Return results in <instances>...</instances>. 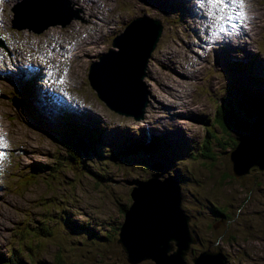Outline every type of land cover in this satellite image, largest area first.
<instances>
[{"label":"rangeland","instance_id":"obj_1","mask_svg":"<svg viewBox=\"0 0 264 264\" xmlns=\"http://www.w3.org/2000/svg\"><path fill=\"white\" fill-rule=\"evenodd\" d=\"M20 1L5 0L0 12V17L6 14L0 21V40L7 47H0V137L7 141L9 151L7 159H0L5 170L0 180V264H123V251L116 242L123 208L132 203V189L153 175L179 185L181 208L199 239L196 251L221 250L227 264H264V171L235 176L229 160L236 144L232 141L249 130L224 133L214 127L212 137L206 138L205 129L231 82L264 90V0H244L247 11L242 23L230 27L223 38L220 34L217 45L211 48L202 47L203 40L208 39L202 32L212 35L219 22L234 14L212 13L209 9L218 5L213 0H208V14L194 5L200 0L186 4L181 3L185 0H149L146 4L145 0L81 1L94 27L74 22L70 32L69 24L52 27L54 34L47 31L46 40L61 39L69 44L66 50L54 52L51 62L25 48L41 40L31 33L41 34L47 28L35 33L12 27V8ZM67 1L81 17L79 3ZM140 17L157 18L162 30L155 46L147 45L148 58L142 59L143 88L149 93L135 101L147 99L148 106L146 113L136 118L139 104L121 113L110 109L91 88L87 75L91 62L110 49L118 50L112 40L131 20ZM177 19H181L178 25L174 23ZM97 21L101 24L96 26ZM145 30L149 37L151 30ZM22 32L31 39L25 40L23 34L16 44L14 39ZM233 35L236 42L224 46ZM19 49L22 57L18 61L14 50ZM26 64L34 68L26 70ZM125 67L131 71L128 63ZM48 69L56 77L68 74L70 78L64 84L73 100L64 104L70 116L39 110L36 102L30 104L33 85L38 91L45 90ZM128 76L133 77L125 73L120 78L126 81ZM17 98L23 101L22 106ZM92 114L99 118L90 119ZM67 119L99 131L97 153L105 159L93 164L90 160L96 154L85 156L94 176L59 171L53 179L43 175L29 185L32 179L27 174L34 162L61 168L59 162L66 155L59 144ZM148 126L152 134H159L161 144L125 157L119 150L122 137H138L149 144L143 140L147 138L143 128ZM204 145L207 157L203 155Z\"/></svg>","mask_w":264,"mask_h":264},{"label":"water","instance_id":"obj_2","mask_svg":"<svg viewBox=\"0 0 264 264\" xmlns=\"http://www.w3.org/2000/svg\"><path fill=\"white\" fill-rule=\"evenodd\" d=\"M45 1L21 0L18 2L25 3L31 9L36 10H23L17 3L12 8V27L16 29H35V23L44 22L42 15L38 11L43 9ZM45 11L48 15L55 16L53 23L62 27L68 25L73 20V14L76 13L71 9L67 0H53L52 3L47 5ZM131 21L127 29L132 26L143 29L145 26L149 32L151 30L152 42L149 40L148 44L152 43L150 44L151 48L154 47L155 39L160 36L162 30L160 21L157 18H135ZM153 26L157 27L156 31L153 30ZM145 35L147 36L146 33ZM2 43L0 40V46L5 47L4 43ZM113 46L117 47L118 50L110 49L108 52L102 54L99 60H94L90 63L87 75L89 85L97 92L99 99L106 103L110 109L121 113L128 111L129 106L139 104L137 115L138 117H142L146 113L148 100L144 99L143 102L135 101L137 98L139 99L149 93L143 88L144 64H142V58L138 56L137 52L124 49L122 42L117 39L113 43ZM139 62L142 64L141 67ZM126 63L129 65V70H131L129 72L125 67ZM114 69L117 70L118 75L115 74ZM125 73H131L133 77L128 76L126 81L117 80V77L120 78ZM124 102L128 103L125 104ZM259 119L260 115L253 118L249 130H251L255 122L260 123ZM248 136L245 135L239 138L236 147L229 153L232 174L235 176L264 171L263 156L257 157L258 155H256L252 157L242 153V140H246ZM153 179L162 185L159 191L163 190V187V191L167 190L164 198L168 197L169 200L166 201V204L161 205V207L152 209L153 204L151 202L141 201L138 204L132 193L133 203L129 206V211L127 210L124 214L123 222L119 226L116 242L120 244L126 254V259L131 264H138L147 259L152 260L154 264H188L184 260V257L189 251L190 245L195 243V239L189 230V217L181 209L180 187L177 182L167 178L161 180L157 175H153L143 182L140 187H136L133 190L142 191L143 185ZM133 210L145 213L138 212L134 214ZM167 225L174 226L176 231H167ZM136 246H140L139 252L135 250ZM173 246L175 249H173ZM192 263L226 264V259L220 251L206 249L195 256L192 259Z\"/></svg>","mask_w":264,"mask_h":264},{"label":"bare ground","instance_id":"obj_3","mask_svg":"<svg viewBox=\"0 0 264 264\" xmlns=\"http://www.w3.org/2000/svg\"><path fill=\"white\" fill-rule=\"evenodd\" d=\"M73 3L75 2H78L79 5L81 7V17L79 15H77L76 13L73 14V20L74 21H71L68 25L69 29L67 30V32H70L72 31L70 29V26L72 23L74 22H80L81 24H83V26H88V27H94L93 24L90 23L89 21V14H88V11L86 10V8L84 7V5L82 4L81 1H85V0H71ZM149 0H145V4L148 3ZM180 1V0H179ZM188 0H185V1H181L182 4H186ZM208 1V0H207ZM53 0H46L45 1V4L43 5V9H40V14L42 15V20L44 21L43 22V26L39 29H36V33H40L42 32L43 30H46L43 31L41 34H33L31 33L32 35L40 38V42L38 44H36L34 47L32 46H25V48H27L31 54L32 53H35V55H42L44 56L49 62H51V57L54 55L53 53L57 52V50H59L60 48H64L66 50V48L69 46V44L67 43L66 40H59L58 42L57 41H54V39L52 38V40H46L44 38V35L45 33L48 31L50 34H54L55 30L52 28V27H60L58 25H56V23H53L54 20H55V16L53 15H48L45 11L47 5L49 3H52ZM90 2H94V3H98L97 1L95 0H91ZM178 3V2H177ZM211 4V3H210ZM18 6L20 8H22L23 10H28V11H31V10H36V9H31L30 7H28L27 5H25V3H18ZM145 7V5H144ZM212 13H215V12H218V13H227L226 12V8H224V5L222 3H218L217 6H212L210 9H209ZM34 12H37V11H34ZM102 14V13H100ZM5 16L6 14H4V17H0V20H3L5 19ZM80 17V20H77L79 19ZM236 16H234V18L232 19L233 21H231L227 28L224 29L223 31H218L216 29H213L212 31V35L208 34V33H205V32H202L206 38H210L212 37L211 39L209 40H214V38L217 39V43L219 41V37H220V34H222V37L223 38L224 34H225V31L229 32V28L230 27H234V26H238L240 23L242 22H239L238 20H236L235 18ZM141 18V17H140ZM146 18V17H145ZM87 20V22H85ZM114 20V19H113ZM99 23H96L95 25H99L101 24L100 21H97ZM132 21H130L131 23ZM4 23H5V20H4ZM128 23L127 26L130 24ZM175 24H180L181 23V19H177L176 21H174ZM127 26L123 29L122 33L120 32L113 40H112V45L113 43L115 42V40H119L122 42V45L124 47V49L126 50H129V51H132V52H137L138 53V56L141 57L142 59H146L148 58L149 56V52L146 50V47L147 45H150L148 44V41L150 40L151 41V35H149V37H147L145 35L146 33V27L144 26L143 29L142 28H138V27H135V26H132L130 28L127 29ZM61 28V27H60ZM50 29V30H49ZM108 31V29H107ZM132 31H136V34L134 35L132 33ZM47 32V33H48ZM23 34L24 32L21 33L20 36H18L16 39H14V42L16 44H18L22 37H23ZM82 33H79V35H81ZM24 39L25 40H30L31 39V36L27 35V33L24 34ZM236 39H237V36L236 35H233V39H230V38H227L226 40V43H224V46H226L227 44H230V43H234L236 42ZM13 42V43H14ZM222 47L223 44H220ZM47 47V48H46ZM46 48V49H44ZM47 53H49L50 55H46ZM17 54V58H18V61L19 59L22 57V52L21 50L19 49L18 51L14 50V55L16 56ZM235 55H231V57H233ZM34 57V56H33ZM228 63V62H227ZM55 64V63H53ZM38 67V65H37ZM39 68V67H38ZM55 68V67H54ZM19 70H21L19 67H18ZM40 71L43 72V69L40 68ZM177 75H180V73L176 72ZM122 78V77H121ZM19 92H21L22 90L19 88L18 89ZM33 93L34 95H32L31 97V102H36L37 103V109L41 110V109H49L51 111H56V112H59V113H64V114H67L70 116L69 112H67V109L64 105H61V99L60 98H57L60 102L59 106L56 108H54V105H53V102H51L49 96L47 95L46 91H38V89L35 88V86L33 85ZM36 93H39L40 96H36ZM112 100V99H111ZM113 101V100H112ZM125 104L128 103V102H124ZM124 104V105H125ZM129 115V114H128ZM137 115V114H136ZM90 119H95L97 120L99 118V116L95 117L93 114L89 116ZM136 118H140L138 117V115L136 116ZM259 123H256L253 124V128L251 130V133L250 135L247 137L246 140H242V153L244 154H247V155H250L252 157H255L256 155H258L257 157H264V114L262 116H260V119H259ZM65 125L64 127H67L70 123H71V120L67 119L65 122ZM256 126V127H255ZM260 126V127H259ZM263 126V127H262ZM63 127V128H64ZM148 127H144L143 129V134H145V137L147 138H143V140H148L149 142H153V138L154 137H159V134H152V131H148L150 129H148ZM81 144V143H80ZM145 143L143 142V145ZM262 153V154H261ZM143 183V182H142ZM140 183V185L142 184ZM159 184V185H158ZM144 187L142 188V191H136V190H133L132 193L134 195V198L136 200V202L139 204L141 201H148V202H151L153 204L152 206V209L153 208H157V207H161V205L163 204H166V201H168L167 198H164L165 196V193H167V190L165 189L164 190V187H163V190L159 191L160 188H162V185L160 183H158L156 180H152V181H149L147 184L143 185ZM139 187V186H137ZM136 188V187H135ZM134 188V189H135ZM131 193V194H132ZM131 199H132V203H133V198L131 196ZM131 203V204H132ZM129 208V207H128ZM127 208V210H128ZM182 209V208H181ZM126 210V211H127ZM129 211V210H128ZM183 211V210H182ZM138 212H141V213H145L143 211H135L133 210V213L136 214ZM184 214H186L185 212H183ZM125 214V213H124ZM187 215V214H186ZM188 216V215H187ZM167 217V216H166ZM173 217V216H172ZM189 217V216H188ZM189 220H190V217H189ZM223 220V219H222ZM139 224V222H138ZM136 226V225H135ZM140 226V225H139ZM188 226H189V222H188ZM137 227V226H136ZM167 231H176L175 227L172 226V225H167ZM190 232H191V235L194 237L195 239V243L191 244L190 246L194 247L196 244H197V237L193 234V232L191 231V229L189 228ZM171 233V232H170ZM176 233V232H175ZM180 235V234H179ZM148 240V239H147ZM173 243V242H171ZM120 245V244H119ZM145 246V245H144ZM121 247V246H120ZM142 247V246H141ZM122 249V248H121ZM210 249V248H209ZM135 250L137 252L140 251V246H136L135 247ZM123 251V250H122ZM171 252V251H170ZM221 252V251H220ZM123 253L125 254V252L123 251ZM222 253V252H221ZM223 254V253H222ZM126 256V254H125ZM224 256V255H223ZM127 260V259H126ZM147 260H150V259H147ZM152 261V260H150ZM128 263H130L128 260H127ZM153 262V261H152ZM131 264V263H130ZM189 264V263H188ZM193 264V263H192Z\"/></svg>","mask_w":264,"mask_h":264},{"label":"trees","instance_id":"obj_4","mask_svg":"<svg viewBox=\"0 0 264 264\" xmlns=\"http://www.w3.org/2000/svg\"><path fill=\"white\" fill-rule=\"evenodd\" d=\"M115 74H119L117 70H115ZM117 80L121 79L117 77ZM17 100L19 102L18 105L22 106L23 101L20 99ZM262 114H264V90L247 88L245 85H238L234 82H231L225 90L224 98L216 104L210 124H208V126L205 128L206 138L210 136L212 137L213 133L211 134V131L214 129V127L219 128V130L224 133H237L238 131H247L249 130L250 123L253 118ZM252 128L253 125L251 127V130ZM251 130H249L247 135H250ZM62 131V136L64 137V139L60 142L59 148L65 153L66 158H64L63 161L59 162L61 168L57 169L54 166L34 162L30 165V173L27 174V176L32 179L29 185L35 184L36 178L39 176H49L53 179L54 177H56L54 173H57L59 171H61L62 173H64L65 171H71L74 174L80 172L94 176L95 174L89 167L88 162L84 161L85 156L93 157V153H95L96 158H92L90 160V163L93 164L94 162L101 163L100 161L102 159H105L104 156L97 153L96 145H98L97 143H99V131L97 129L88 126L85 127L82 124L70 123L67 127H64ZM131 138H133V140H130ZM152 140L153 142L151 141L149 144L145 143L143 145V141L141 138L124 135L119 143V150H123L125 153L124 156L127 157L146 148L156 149L157 146L162 142V139L159 137H154ZM81 141L85 144L86 150H83L79 146V143ZM237 143L238 140L232 141V144H235L234 148L236 147ZM205 147L206 146L204 145L203 155L207 157L209 156V152ZM96 169L99 170V167H97ZM100 177L103 180L105 179L103 175H101ZM52 179L50 180V182H52ZM142 182L143 181H140L138 184L140 185V183ZM167 199L169 200L168 197ZM124 210L126 212L127 208H123V211ZM42 233H44V231H42ZM55 264H62V262L57 261Z\"/></svg>","mask_w":264,"mask_h":264},{"label":"flooded vegetation","instance_id":"obj_5","mask_svg":"<svg viewBox=\"0 0 264 264\" xmlns=\"http://www.w3.org/2000/svg\"><path fill=\"white\" fill-rule=\"evenodd\" d=\"M124 212H125V210H124ZM123 212V213H124ZM223 220H224V217H223ZM220 242H222V239H220L218 242H217V244H219ZM198 244H199V239H197V244L192 248V246H190V249H189V251L187 252V254L185 255V257H184V260L187 262V263H191L192 262V259H193V257L196 255V253H198L199 251H202V250H204V249H201V250H198V251H196L197 249H198ZM207 247V246H206ZM173 249H175V247L173 246ZM211 250H213V249H211ZM214 251H217V250H214ZM221 251V250H220ZM222 252V251H221ZM122 254V263L123 264H130V263H128L127 261H126V258H125V256H124V254L123 253H121ZM224 255V254H223ZM188 257V259L190 260V262L189 261H187V258ZM226 259V258H225ZM146 261H149V262H152V261H150V260H144V261H142V262H146ZM142 262H140V263H142ZM140 263H138V264H140ZM226 264H227V260H226Z\"/></svg>","mask_w":264,"mask_h":264},{"label":"snow or ice","instance_id":"obj_6","mask_svg":"<svg viewBox=\"0 0 264 264\" xmlns=\"http://www.w3.org/2000/svg\"><path fill=\"white\" fill-rule=\"evenodd\" d=\"M214 3H222L223 0H213ZM233 4H235L236 6L238 7H243V0H232ZM240 16H243L244 13L241 12L239 14ZM8 147V143L7 141L3 138V137H0V149H6ZM4 158V152L3 151H0V159H3Z\"/></svg>","mask_w":264,"mask_h":264}]
</instances>
